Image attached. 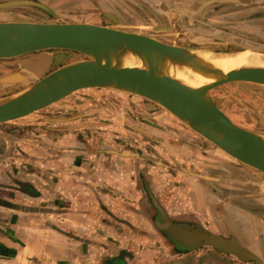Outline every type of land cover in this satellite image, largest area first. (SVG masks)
Segmentation results:
<instances>
[{
    "label": "crops",
    "instance_id": "1",
    "mask_svg": "<svg viewBox=\"0 0 264 264\" xmlns=\"http://www.w3.org/2000/svg\"><path fill=\"white\" fill-rule=\"evenodd\" d=\"M185 1L170 2L183 10L179 14L174 9L161 12L179 21L203 16L221 29L227 23L243 25L246 33L264 40V0L251 8L213 13L208 10L213 6H208L220 1ZM39 137L42 141L0 142V264H117L122 260L100 245L129 243V233L149 236L147 230H156L159 216L155 203L175 222L184 217L205 222L212 211L208 200L216 205V196L195 180L143 157L112 153L133 152L114 138L85 142L78 136L46 132H39ZM165 148L171 151L169 145ZM262 214H246L245 244L255 254L252 224H260L264 247V205Z\"/></svg>",
    "mask_w": 264,
    "mask_h": 264
},
{
    "label": "water",
    "instance_id": "2",
    "mask_svg": "<svg viewBox=\"0 0 264 264\" xmlns=\"http://www.w3.org/2000/svg\"><path fill=\"white\" fill-rule=\"evenodd\" d=\"M161 1V0H159ZM170 9H176L164 0ZM233 0L220 1L231 2ZM217 2V3H220ZM261 5V0L257 2ZM157 5H161L157 2ZM32 7L51 15V23L0 22V59H15L38 52H47L49 74L40 78L34 72L19 71L0 78L1 91L23 88L13 93L0 92V125L20 121L46 110L72 95L85 90H109L145 98L179 121L202 141L224 152L247 170L256 172V181L242 182L201 173L184 172L203 181L230 185H251L264 196V136L237 126L222 106L214 102L211 92L230 83H248L264 86V67H241L224 71L201 57L199 52L215 55L236 53L244 48L212 37H196L191 42L198 47L173 44L171 40L132 33L122 26L110 28L92 23L61 22L45 4L36 0H10L0 3V9ZM107 18H117L104 14ZM142 30H155L139 27ZM208 46L214 47L203 50ZM219 47L231 50H219ZM77 55L81 56L76 59ZM133 60L139 65L127 63ZM45 68V69H46ZM189 69L204 77L201 87H191L175 78L172 70ZM40 72V71H38ZM85 114L68 119H38L31 122L68 123ZM152 124H155L153 121ZM147 138L160 142L136 126H129ZM121 155L118 152H112ZM138 157L137 154H122ZM252 198L255 195L238 196ZM156 204L159 212L154 225L185 250L202 247L230 254L238 260L253 264L264 261L245 247L230 233V237L213 233L203 226L172 221L165 209Z\"/></svg>",
    "mask_w": 264,
    "mask_h": 264
},
{
    "label": "rangeland",
    "instance_id": "3",
    "mask_svg": "<svg viewBox=\"0 0 264 264\" xmlns=\"http://www.w3.org/2000/svg\"><path fill=\"white\" fill-rule=\"evenodd\" d=\"M7 1L10 0H0V3ZM39 2L47 5L64 23L105 24L104 14L106 13H120L125 20L147 23L145 22L146 19H140L138 18L139 16L137 17L133 14V7L138 6L135 0H39ZM183 2L186 3L185 0ZM125 3H127V6H125ZM134 17L137 20H134ZM9 21L51 23L53 18L46 12L32 7L0 9V22ZM183 24V28H186L187 22ZM194 24H197V26L192 32L206 34L207 37L217 38L240 47L264 51V40L261 37L246 33L243 25H238L234 28L235 25L230 26L227 23L225 26H230L229 29L231 30H221L219 26L209 25L208 22L203 23L200 19H196ZM175 44L178 45L177 43ZM185 47L198 46L192 43V46ZM205 48L213 49L214 47L205 46ZM218 49L223 51L231 50V48L227 47H219ZM45 57H47V52H38L21 59H3L6 61H1L0 66L2 64L16 65L17 62L26 61L27 58H43L30 68L20 67L32 71L36 75L43 72L49 73L46 68L48 63L44 59ZM80 58L81 56L77 55L76 59ZM19 68L17 71H19ZM1 70L6 73L5 68H1ZM21 89L23 88H11L1 91L0 86V92L4 93H13ZM212 95L225 97L221 105L223 107L222 110L238 126L254 133H256L257 129L264 128V110H262L259 103L260 100L264 101V86L248 83H230L213 90L211 92ZM81 114H85V116L68 123L30 121L38 119H68ZM153 121H155V124H152ZM18 123L26 125L21 126ZM129 126H136L142 129L160 142L147 138ZM39 132L57 133L62 137L69 135L72 137L78 136L85 142H93L95 138L100 136L103 139L114 138L121 143H126V150H133L132 153L128 154H137L139 155L138 158L143 157L160 166L163 164L165 169L180 173L190 180H195L216 196L217 202L215 206L213 201L208 200L212 211L210 216L206 214L205 222L192 217L189 219L184 217L176 220L177 222L185 220L190 224L203 226L209 231L221 234L224 237H230V233H232L238 238L239 233L242 235V238L239 237L242 240L241 242L247 247L245 244V236L247 235L246 214H254L262 218L264 196H258L260 190L256 187L203 181L185 173L184 169L192 173L235 179L242 182L256 181V172L245 169L218 148L202 141L168 112L145 98L109 90L91 89L81 91L27 119L1 124L0 142L8 140L19 141L20 144H23L27 143V139L31 142L42 141L39 137ZM134 134L137 139H135ZM166 145L170 146L171 151L165 150ZM137 150H141L143 153L139 154L136 152ZM162 155L168 156V160L163 159ZM246 195H255V197L237 198L238 196ZM252 225L255 230L252 233L256 238L255 244L252 246L256 250V255L264 261L263 235L259 228L260 224L258 227L255 223ZM119 231L121 234L124 233V230ZM141 231L144 230L142 229ZM147 231L150 235L148 234L149 236L146 238L142 234L141 238H137L140 234L137 233V236H134V234L129 233L128 236L125 235L129 243L125 241L114 243L113 245H100V247L111 254L117 255L122 260L117 264H253L242 262L234 255L218 252L211 247L188 251L185 250L184 246L170 240L162 232L152 228H148ZM20 264L27 263L22 262Z\"/></svg>",
    "mask_w": 264,
    "mask_h": 264
},
{
    "label": "flooded vegetation",
    "instance_id": "4",
    "mask_svg": "<svg viewBox=\"0 0 264 264\" xmlns=\"http://www.w3.org/2000/svg\"><path fill=\"white\" fill-rule=\"evenodd\" d=\"M135 1L138 3L137 4L138 6L133 7L134 8V9H132V11L134 12L133 14H135L137 17L139 16L138 18H140V19H144V20L146 19L145 22H147V23H144L143 21H139V23H138V22L132 21V20H125L124 17H121L122 14H120V13L119 14L108 13V14L114 15L117 18L118 24L113 22L112 21L113 19L111 20L105 16V18H104L105 24H100V25L107 26L110 28H116L118 26L126 27L124 29L127 31H130L132 33L154 37V38H157L161 41L171 40V42H173L174 44L177 43L178 45H181V46H192L191 40H193L194 37L199 36V35L200 36L204 35V34L192 32L197 26V24H194V22L196 20L191 21L189 19H185L184 21H179V17H177L176 15L172 16V19H169V17L166 14L162 13L161 11L167 12L170 10V8L168 7V5L166 4V2L164 0H161V1H159V0H140V1L135 0ZM142 1L145 3H142ZM168 1L172 2V0H168ZM210 1H221V0H206L203 2L205 3V2H210ZM222 1H224V0H222ZM258 1H260V0H240V2H241L240 5H237V4L233 5L232 3H229V2L228 3H226V2L222 3L224 5L214 3L210 6H208L210 8L213 6V9H208V10L209 11L211 10L210 12L213 13L215 10L220 11L222 8H232V7H234V9L235 8H240V9L251 8V6L256 4ZM157 2H162V3L159 6V5H157ZM126 4L127 3H125V6H127ZM141 5H142V8H141ZM119 6H121V4H119ZM173 6H175V5H173ZM180 8H182V7H180ZM187 9H188V7H187ZM188 10H190L191 12H195L192 10H196V7H194V9H188ZM125 12H126V10H125ZM135 19L136 18L134 17V20ZM199 19L202 20L203 23H205L208 18L204 19L203 16H200ZM184 22H187L186 28H183ZM205 25L209 26L208 24H205ZM230 26H227V27L224 26V27H222L221 30H223V29L224 30H226V29L231 30V29H229ZM139 27L156 28L157 31H155V30L154 31L153 30H142ZM234 28H235V26H234ZM27 56H30V55H27ZM27 56L15 58V59H21V58H25ZM42 59L43 58H41V59H34V58L28 59L27 58L26 61L17 62L16 65L2 64L0 67L5 68L6 73H3V71L0 68V78H3L4 76L9 75V74H13V73L18 72L17 69L20 66H23L24 68H30V67H32V65L34 63H36L37 61H40ZM1 61H6V60L0 59V62ZM48 74H49L48 72H43V73H38L37 76L42 78ZM224 99H225V97H223V96H217V95L213 96V100L218 107H221L222 101ZM259 103L261 105L262 110H264V101L260 100ZM224 113H225V111H224ZM230 119L234 122V120L232 118H230ZM240 128H242V127H240ZM242 129H244V128H242ZM247 131H249V130H247ZM255 132L258 134L264 135V128L257 129V131H255ZM169 239L171 240V238H169Z\"/></svg>",
    "mask_w": 264,
    "mask_h": 264
},
{
    "label": "bare ground",
    "instance_id": "5",
    "mask_svg": "<svg viewBox=\"0 0 264 264\" xmlns=\"http://www.w3.org/2000/svg\"><path fill=\"white\" fill-rule=\"evenodd\" d=\"M110 19L114 20L113 17H110ZM202 49L211 51V49L207 48ZM199 54H201L202 58L224 71H232L241 67H264V51L262 50L249 49L245 47L244 51L236 53L215 55L212 52L205 51L199 52ZM127 63L133 66L140 64L139 62L135 63L133 60H128ZM171 73L175 76V78L183 81L191 87H201L207 82L204 77L189 69H173Z\"/></svg>",
    "mask_w": 264,
    "mask_h": 264
},
{
    "label": "trees",
    "instance_id": "6",
    "mask_svg": "<svg viewBox=\"0 0 264 264\" xmlns=\"http://www.w3.org/2000/svg\"><path fill=\"white\" fill-rule=\"evenodd\" d=\"M124 264H126V263H124Z\"/></svg>",
    "mask_w": 264,
    "mask_h": 264
}]
</instances>
